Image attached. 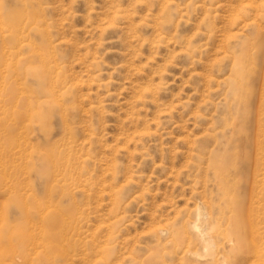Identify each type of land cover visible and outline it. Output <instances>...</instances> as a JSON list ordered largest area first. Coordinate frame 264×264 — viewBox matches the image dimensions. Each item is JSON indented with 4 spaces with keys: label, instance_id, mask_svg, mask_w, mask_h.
Wrapping results in <instances>:
<instances>
[{
    "label": "rangeland",
    "instance_id": "1",
    "mask_svg": "<svg viewBox=\"0 0 264 264\" xmlns=\"http://www.w3.org/2000/svg\"><path fill=\"white\" fill-rule=\"evenodd\" d=\"M262 116L264 0H0V264H264Z\"/></svg>",
    "mask_w": 264,
    "mask_h": 264
},
{
    "label": "bare ground",
    "instance_id": "2",
    "mask_svg": "<svg viewBox=\"0 0 264 264\" xmlns=\"http://www.w3.org/2000/svg\"><path fill=\"white\" fill-rule=\"evenodd\" d=\"M9 98V97H8ZM6 100V99H5ZM263 117V116H262ZM261 117V118H262ZM264 118V117H263ZM262 120H264V119H262ZM258 122V121H257ZM259 125V124H258ZM260 126H261V124H260ZM259 126V127H260ZM262 128V127H261ZM259 129V128H258ZM257 132H261L260 133V135L258 134V138L256 139V146H257V150H260V149H262L263 148V146H262V142L264 141H261V136H263L264 135V129L262 128L260 131L259 130H257ZM256 150V149H255ZM257 161H260L259 162V165H261L262 166V164H264L263 162H262V159L261 158H257ZM259 165H258V163H256V165H255V169H254V172L253 173H255V176L257 175V174H259L258 173V171H260L261 169H262V167L260 166V168H259ZM261 173V172H260ZM264 177V176H263ZM260 183V182H259ZM256 186H257V184H256ZM252 203H253V205H254V199L252 200ZM249 207V206H248ZM204 209V208H203ZM201 207L199 208V211H198V221L197 222H195V224H193V225H195V228H196V230H197V233H198V237H199V240H200V242L201 243H207V244H209L210 243V240H209V238H210V234L208 233V231H207V229H206V224H207V222L205 223V222H202V218H206L205 217V213H204V210H203ZM240 213H242V209H240ZM249 215V214H248ZM252 215H253V217H255V215H254V213L252 212ZM208 219V218H207ZM209 220V219H208ZM244 220H246V219H244ZM244 220L242 219L241 220V223H240V226H239V228L241 229H243V225L242 224H244L245 222H244ZM243 222V223H242ZM250 224H251V222H250ZM243 226V227H242ZM238 228V229H239ZM241 231V230H240ZM237 232V231H236ZM255 236V235H254ZM47 237H48V239H49V242L50 243H52V244H54L55 245V247L56 248H58V247H60L61 246V241H62V238H61V236L59 235V232H56V233H52V234H47ZM31 238V237H30ZM241 238H243L240 234H238L237 233V236H236V241H237V243L238 242H241ZM233 241V240H232ZM255 241H256V238H255ZM34 242V241H33ZM212 243V242H211ZM198 244V243H197ZM244 245V244H243ZM251 245V244H250ZM202 246V245H201ZM246 246V245H245ZM238 247V246H237ZM250 247H252V245L250 246ZM239 248V247H238ZM10 250H11V248H10ZM243 250H244V248H243ZM255 250H257V249H255ZM11 251H13V250H11ZM208 253V252H207ZM29 254V253H28ZM205 254V253H204ZM189 255H190V257H193V256H197L196 255V253L195 252H193L192 250L190 251V253H189ZM199 255V254H198ZM201 255V254H200ZM206 255V254H205ZM205 255H203V256H205ZM203 256H200L199 258H201L202 257V259H204L203 258ZM207 257V256H206ZM256 257V256H255ZM258 257V256H257ZM24 259H25V261L26 262H29V260H31L30 259V257H29V255H25L24 257H23ZM206 259V258H205ZM210 259H211V256H210ZM32 261V263H33V259L31 260ZM202 263H204V261H202ZM225 263V262H224ZM264 263V262H263Z\"/></svg>",
    "mask_w": 264,
    "mask_h": 264
}]
</instances>
